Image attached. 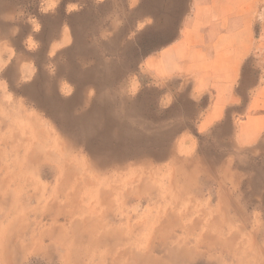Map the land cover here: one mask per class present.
Here are the masks:
<instances>
[{"label":"rangeland","instance_id":"obj_1","mask_svg":"<svg viewBox=\"0 0 264 264\" xmlns=\"http://www.w3.org/2000/svg\"><path fill=\"white\" fill-rule=\"evenodd\" d=\"M191 10L192 0H0V120L15 131L5 152L17 168L19 133L37 130L54 156L23 185L12 177L0 264H186L169 257L185 246L189 264H250L264 252L260 61L244 64L240 106L198 89L172 69L188 53H164ZM250 98L255 114L239 115ZM106 230L109 249L94 244Z\"/></svg>","mask_w":264,"mask_h":264},{"label":"crops","instance_id":"obj_2","mask_svg":"<svg viewBox=\"0 0 264 264\" xmlns=\"http://www.w3.org/2000/svg\"><path fill=\"white\" fill-rule=\"evenodd\" d=\"M180 33V39L164 53H188L187 58L180 57L181 63L173 59L172 69L195 76L198 89H213L216 100L240 106L236 88L245 62L253 57L260 61L255 65L253 88L260 84L264 77V0H192L190 18ZM255 100L250 98L239 115L253 116Z\"/></svg>","mask_w":264,"mask_h":264},{"label":"bare ground","instance_id":"obj_3","mask_svg":"<svg viewBox=\"0 0 264 264\" xmlns=\"http://www.w3.org/2000/svg\"><path fill=\"white\" fill-rule=\"evenodd\" d=\"M7 126L6 122L3 120H0V127H4ZM13 128V126H12ZM8 127L6 128V133L2 136L3 138L0 137V173L4 172V176L0 177V207H9L13 205V201L11 202V200H13L12 197V191H10L9 187L10 184L12 182V177H17L19 183H21L22 185L24 184V174L28 169H36L39 167V165L42 163V161L44 159H54V156H52L49 153L43 152L42 150V146L40 143V138L42 141V136L40 137V134L38 133L37 130H34L32 132V136H25V131H21L19 130V140L16 141L17 143H20V145L18 144L17 146H15V148L13 147L12 149H14V151H23V156L20 160H18V167L14 168L13 164L9 161V155L8 153L5 152V147H8V140L9 139H14V130ZM1 129V128H0ZM18 132V131H17ZM18 134V135H19ZM16 136V135H15ZM38 140V141H33L34 137ZM17 140V139H16ZM10 144V143H9ZM12 144V143H11ZM16 143L14 142V145ZM44 148V147H43ZM14 153V152H13ZM20 154V153H19ZM13 158V157H12ZM15 159V158H13ZM13 161V160H12ZM16 161V160H15ZM14 162V161H13ZM16 162V163H17ZM16 167V166H15ZM71 169V168H70ZM74 171V170H73ZM67 176L68 178L70 177L71 171H67ZM26 180V179H25ZM27 183H25L26 185ZM28 185V184H27ZM68 185L72 186V182L68 179ZM75 186V185H74ZM25 187V186H24ZM24 189V188H22ZM78 190V189H77ZM12 197V198H11ZM15 200V199H14ZM16 201V200H15ZM18 202V201H17ZM57 208V207H56ZM14 218V217H13ZM103 224V223H102ZM99 225V224H98ZM101 231H104L106 228L104 226L101 225V227H99ZM187 232V231H186ZM205 236V235H204ZM203 236V238H204ZM116 238L113 237L111 235V233L109 234L108 231L106 230L104 232V234L102 233V235H100V237L97 239V241L94 243L95 245L99 246V245H104L106 246V248H110V246L112 245L111 243H113L112 241H114ZM205 239V238H204ZM213 239V238H212ZM119 240V239H118ZM191 241V240H190ZM195 241V240H194ZM210 241V240H209ZM214 241V240H213ZM188 242V241H187ZM212 242V240H211ZM210 242V243H211ZM221 242V241H220ZM119 243V242H118ZM184 243V242H183ZM207 243V242H205ZM222 243V242H221ZM217 244L219 247H223L226 250H229V246L230 244L225 243V244ZM179 244V243H177ZM209 244V243H207ZM165 245V244H163ZM114 246V245H113ZM197 246V245H196ZM193 247V246H192ZM191 247V249H193ZM199 247V246H198ZM239 247V246H238ZM264 247V246H263ZM176 248V247H174ZM206 247H204L205 249ZM214 248V247H213ZM237 248V247H236ZM160 250V248H158ZM162 249V248H161ZM165 249V248H164ZM189 247L185 246L182 250L178 251V250H171L169 253V257L172 258L173 260H175L176 262L178 261H183L186 264L191 263L195 258L194 253L192 252ZM195 249V248H194ZM257 249V248H256ZM154 250V249H153ZM112 251V250H110ZM163 251V250H161ZM231 251V250H229ZM263 250L260 251V253L258 251L255 250L254 254L252 253L251 258L252 261L250 264H264V252H262ZM168 252V251H167ZM198 252V251H197ZM210 252V251H208ZM202 254V252H201ZM208 254V253H207ZM227 254V251H226ZM164 255V254H163ZM168 255V254H167ZM212 255V254H211ZM228 255V254H227ZM203 256V255H202ZM206 256V255H205ZM242 256V255H241ZM247 256V255H246ZM228 257V256H227ZM244 257V256H243ZM229 258H231L229 256ZM242 258V257H241ZM198 259V258H197ZM238 259V258H237ZM156 260V259H155ZM71 261V260H70ZM146 261H149V259L147 258ZM153 261V260H152ZM197 261V260H196ZM234 261V260H232ZM73 262V260H72ZM238 262L235 260V263ZM182 263V262H181ZM225 264V262H224Z\"/></svg>","mask_w":264,"mask_h":264}]
</instances>
